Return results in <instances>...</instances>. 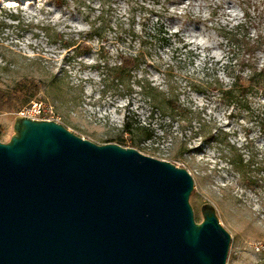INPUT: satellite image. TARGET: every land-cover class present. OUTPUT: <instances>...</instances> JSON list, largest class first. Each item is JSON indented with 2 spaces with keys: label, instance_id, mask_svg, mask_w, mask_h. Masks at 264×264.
<instances>
[{
  "label": "rangeland",
  "instance_id": "374dc122",
  "mask_svg": "<svg viewBox=\"0 0 264 264\" xmlns=\"http://www.w3.org/2000/svg\"><path fill=\"white\" fill-rule=\"evenodd\" d=\"M158 22L167 41L153 38ZM261 29L264 0H0V90L19 98L0 110V141L32 102L96 144L132 137L141 153L192 176L197 222L203 203L215 207L230 235L226 264H264V102L236 106L216 90L245 69L246 42ZM119 51L136 60L118 81ZM125 115L153 136L124 132Z\"/></svg>",
  "mask_w": 264,
  "mask_h": 264
},
{
  "label": "water",
  "instance_id": "95a60500",
  "mask_svg": "<svg viewBox=\"0 0 264 264\" xmlns=\"http://www.w3.org/2000/svg\"><path fill=\"white\" fill-rule=\"evenodd\" d=\"M0 141V264H226L229 233L192 176L48 119L17 116Z\"/></svg>",
  "mask_w": 264,
  "mask_h": 264
},
{
  "label": "trees",
  "instance_id": "16d2710c",
  "mask_svg": "<svg viewBox=\"0 0 264 264\" xmlns=\"http://www.w3.org/2000/svg\"><path fill=\"white\" fill-rule=\"evenodd\" d=\"M158 12L160 14H166L168 9L162 4L161 9ZM184 15L187 14L185 13ZM144 20H148V18L146 17ZM141 37L148 38L149 35L144 32V35ZM153 38L164 41L168 40L169 36H167V33L164 30L163 23H157ZM246 45L247 49L245 54L248 58L243 67L245 69L236 74H226L224 79H217L218 86L216 87V90L219 99L236 106H245L243 103H249L248 98H251V96H259L264 102V63H259L257 58L258 52H261L264 56V29L258 30L254 37L246 42ZM133 54L135 53L129 51H119L117 53L115 60L111 64V68L115 72L118 81L135 67L136 56ZM103 64L105 65L106 63ZM18 101L19 98L16 95L0 90V110L15 109ZM149 102L152 104L153 99H149ZM261 114L264 115V109L261 111ZM122 130L130 133L131 136L140 131L146 139H150L154 133V129L150 124L143 125L140 121L132 119L129 115L124 116ZM119 141L122 146L130 145L129 147H133L135 145L132 137L129 139L120 138ZM233 164L237 166L236 163Z\"/></svg>",
  "mask_w": 264,
  "mask_h": 264
},
{
  "label": "built area",
  "instance_id": "2783aa9c",
  "mask_svg": "<svg viewBox=\"0 0 264 264\" xmlns=\"http://www.w3.org/2000/svg\"><path fill=\"white\" fill-rule=\"evenodd\" d=\"M44 111L45 108L42 106L41 103L32 102L31 105L25 109V112H22L21 114L23 116L31 117L34 119H45L43 117Z\"/></svg>",
  "mask_w": 264,
  "mask_h": 264
}]
</instances>
